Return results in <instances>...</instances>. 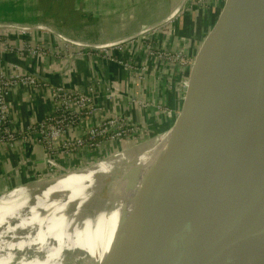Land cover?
Segmentation results:
<instances>
[{"label":"water","instance_id":"obj_1","mask_svg":"<svg viewBox=\"0 0 264 264\" xmlns=\"http://www.w3.org/2000/svg\"><path fill=\"white\" fill-rule=\"evenodd\" d=\"M1 28L43 30L61 41L92 49L121 44L75 41L42 25L0 24ZM12 57V63L27 74L55 85L54 77H43ZM231 57L245 68L244 83L224 125L209 141L186 153L192 178L181 203L158 230L173 198L181 144L217 84L224 60ZM263 85L264 0H207L174 50L138 124L119 181V196L104 206L102 235L103 239L108 235V242L104 251L98 250L97 264H255L264 259V245H259L264 237V100L252 113ZM163 134L166 141L150 161L146 153ZM145 164L149 180L140 188ZM245 186L244 203L222 221ZM134 238L136 242L125 246Z\"/></svg>","mask_w":264,"mask_h":264},{"label":"crops","instance_id":"obj_2","mask_svg":"<svg viewBox=\"0 0 264 264\" xmlns=\"http://www.w3.org/2000/svg\"><path fill=\"white\" fill-rule=\"evenodd\" d=\"M182 1L0 0V24L42 25L55 29L69 39L95 45L121 43L103 51L87 49L84 54L76 56L79 48L67 46L46 31L20 32L1 28L0 66L7 73L17 71L12 63L13 55L6 56L3 46L22 48L27 43L31 46L42 45L48 51L45 56H14L41 76L54 77L55 85H62L71 91L86 92L91 88V97L105 115L120 116L128 123L138 125L165 69L157 56L150 57L145 52V40L147 37L155 39L162 49H176L202 9L195 0H187L178 10ZM146 31L148 33L137 37ZM124 63L135 68L144 66L147 73L140 79L131 69L124 68ZM17 69L26 73L19 67ZM40 82L41 85L37 87L16 88L9 96L13 128L20 132L19 135L24 134L50 109L49 87L54 85ZM86 123L89 122L83 125ZM81 128L67 133L58 143L78 136ZM36 139V135L31 134L28 141L19 140L12 147L0 145V193L17 185L32 184L34 182L30 181L40 176L46 177L52 169L60 172L98 161L116 145V142L105 144L104 148L97 150L64 149L53 152L49 159L47 151ZM127 151L130 149L126 148L100 163L116 160ZM100 165L89 173L97 171ZM7 195L0 196V210L11 199Z\"/></svg>","mask_w":264,"mask_h":264},{"label":"bare ground","instance_id":"obj_3","mask_svg":"<svg viewBox=\"0 0 264 264\" xmlns=\"http://www.w3.org/2000/svg\"><path fill=\"white\" fill-rule=\"evenodd\" d=\"M245 73V68L235 58L224 60V70L217 84L197 111L189 132L181 144L173 198L161 215L158 230L174 213L177 204L181 203L192 178V174L187 173L186 153L189 150H196L201 142L209 141L210 136L224 125V120L244 83ZM262 100H264V85L253 101V115H255L257 106L262 105ZM163 137H167V134L160 136V139ZM165 141L156 139L151 144V149L146 153L150 161L163 146L164 143H161ZM195 152L201 153L202 151ZM129 156L114 162H110L111 160L104 161L107 163H100L103 160L94 161L92 165L87 166L86 164L85 167L81 166L75 171L69 170L62 176L30 181L34 183L25 184L10 190L11 192L3 193L8 194L7 198L11 197V199L0 210V227L5 225L8 227L2 232L8 231L15 235L13 230L20 229L22 240L16 245V250H11L14 245H9L11 248L6 250L7 254L0 255V264H74L78 258L81 264H91L92 260L95 261L94 264H97L100 257L98 250L103 248L104 251L108 242V235L105 239L102 235L106 218L103 214L104 206L112 205L117 199L114 190L113 195V192L108 195L105 188L111 184L114 189H117L119 169L123 167ZM150 161L146 162L145 159L148 164ZM99 165L97 171L89 173L92 168ZM88 167L91 168L83 169ZM143 167L140 173L143 184L140 188L149 180L144 174L148 167L147 164ZM247 189V186L243 188L239 198L233 202L222 221L242 206ZM101 194L108 196L94 197V195ZM23 214H28L29 217ZM12 224L14 227L9 228ZM136 241L137 238L128 239L125 246ZM259 245H264V237ZM25 250L28 251L27 254L23 253ZM68 253H71L69 258ZM255 264H264V259Z\"/></svg>","mask_w":264,"mask_h":264},{"label":"built area","instance_id":"obj_4","mask_svg":"<svg viewBox=\"0 0 264 264\" xmlns=\"http://www.w3.org/2000/svg\"><path fill=\"white\" fill-rule=\"evenodd\" d=\"M197 4L204 7L207 0H195ZM77 41V40H75ZM144 45L145 52L150 57L157 56L166 67L171 55L174 51L162 49L155 39L146 38ZM67 46H74L80 49L75 52L76 56L84 54V51H103L105 49H92L81 46H76L62 41ZM4 50L17 57L34 58L38 55H47V48L40 45L31 46L29 43L22 48H12L3 46ZM83 51V52H82ZM122 66L127 70H132L140 79L147 73L144 66L133 67L131 64L124 63ZM7 73L0 66V145H8L12 147L17 141H28L32 135H36L37 143L43 145L46 156L49 157L53 152L64 149L76 150H97L100 147L104 148L105 144H113L120 139H133L138 125L128 123L123 119H118L116 116L105 115L103 109L91 97L92 89L88 91L69 90L62 85H54L49 87L50 92V109L40 119L29 127L24 134L19 135V131L13 128V120L11 115V107L9 96L16 88H33L41 85V82L34 76L18 71ZM93 119V120H92ZM86 125H83L84 122ZM81 132L78 136H73L69 140H63L58 143V140L63 138L67 133L78 128ZM30 135V136H28ZM50 163H52L50 161ZM68 170L67 168L65 171ZM52 172L54 170L52 169ZM50 172V173H52ZM67 172V171H66ZM41 177V176H40Z\"/></svg>","mask_w":264,"mask_h":264},{"label":"rangeland","instance_id":"obj_5","mask_svg":"<svg viewBox=\"0 0 264 264\" xmlns=\"http://www.w3.org/2000/svg\"><path fill=\"white\" fill-rule=\"evenodd\" d=\"M190 1V0H189ZM187 5H189V3H187ZM185 35V34H184ZM173 55V54H172ZM171 55V56H172ZM170 61V60H169ZM114 116H116V115H114ZM118 119H121L122 120V118L120 117V116H116ZM124 120V119H123ZM125 121V120H124ZM165 136V135H164ZM160 141H162V140H164L165 138L163 137L162 139H160V137L158 138ZM116 142V145H114L113 147H115V148H113V150L112 151H114V152H112L111 150L108 152L107 151V153L106 154H104L103 156H101L99 159H98V161L97 162H99V161H102V160H104V159H106L107 157H109V156H111V155H114V154H116V153H119V152H122V151H120V150H123V149H130L131 147H132V144H133V139H129V140H126V139H120V140H118V141H115ZM114 142V143H115ZM154 142V141H153ZM112 149V148H111ZM131 154V151H127L126 153H125V155H123V156H121V157H119L118 159H116L117 161H119V160H122V159H124V157H126L127 155H130ZM115 160H111L110 162H114ZM104 163H107V162H104ZM125 163V162H124ZM93 164V161H90L88 164H87V166L88 165H92ZM84 167L86 166V164L85 165H83ZM123 167H124V165H123ZM123 167H121L120 169H119V172H118V177H119V181L121 180V177H122V173H123ZM79 167H76V168H69L68 170H66V171H69V170H72V171H75V170H77ZM82 169V168H81ZM65 170H63V171H60V172H58V171H54V172H52V173H50L49 175H47L46 177H39V178H36L35 180H32V181H39V180H46V179H48V178H50V177H59V176H62V175H64V173L66 172ZM121 172V173H120ZM107 182H109V181H107ZM106 182V183H107ZM108 184V183H107ZM106 184V185H107ZM23 185V184H22ZM21 185H17V187H14V188H12V189H10V190H14V189H16V188H18V187H20ZM121 182H117V189H114V187H112L111 186V184H110V186L109 185H107V187L105 188L106 189V192H107V194L108 195H111V193L113 192V190L115 191V193L117 194V196H119V192H120V190H121ZM104 189V190H105ZM108 189V190H107ZM10 190H8L9 192H11ZM8 191H6V192H8ZM5 193V192H4ZM1 194H3V193H0V195ZM107 194H104V195H106V196H108ZM114 194V192L112 193V195ZM103 194H101V195H94V197H99V196H104ZM93 197V196H92ZM19 211H20V209H19ZM27 213H29V212H27ZM23 215H26L27 217H29V215L28 214H23ZM40 215V214H39ZM14 224H12V225H10V227L9 228H12V227H14L13 226ZM6 228H8L6 225L4 226V227H0V248H1V252H0V255L2 254V255H6L7 254V251H8V249L9 248H11V247H9V245H14L13 247L14 248H12L11 250H14L15 248H17V244L18 243H20V240H22L21 238H22V236H20V229H14L13 230V232L15 233V235H13L12 233H9L8 231L7 232H2V231H4V230H6ZM5 233V234H4ZM21 237V238H20ZM8 246V247H7ZM7 250V251H6ZM16 250V249H15ZM75 251H76V248L74 249ZM73 250V251H74ZM23 253H28V251L27 250H25ZM71 254V253H70ZM70 254L68 253V255H67V257L69 258L70 257ZM78 260V261H77ZM74 264H81V261H79V258L78 259H76V262L74 263Z\"/></svg>","mask_w":264,"mask_h":264}]
</instances>
